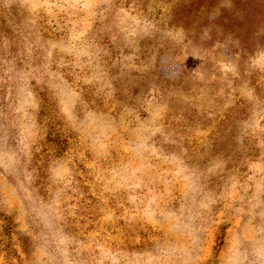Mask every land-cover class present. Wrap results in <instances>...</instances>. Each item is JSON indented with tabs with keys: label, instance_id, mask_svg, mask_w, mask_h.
<instances>
[{
	"label": "rangeland",
	"instance_id": "1",
	"mask_svg": "<svg viewBox=\"0 0 264 264\" xmlns=\"http://www.w3.org/2000/svg\"><path fill=\"white\" fill-rule=\"evenodd\" d=\"M243 4L0 0V264H264Z\"/></svg>",
	"mask_w": 264,
	"mask_h": 264
},
{
	"label": "trees",
	"instance_id": "2",
	"mask_svg": "<svg viewBox=\"0 0 264 264\" xmlns=\"http://www.w3.org/2000/svg\"><path fill=\"white\" fill-rule=\"evenodd\" d=\"M204 1V0H203ZM255 2V3H254ZM195 3V2H193ZM254 3V4H252ZM246 7V13H244L243 18L240 19V23L243 27H247L246 26V21L247 20H251L252 22L255 23L256 27L259 26H264V14H261V8H263V5L261 4L260 0H244V4ZM240 25V24H239ZM247 29V28H246ZM246 32H249L250 34V30H246L244 35H239L238 37L240 38V41L243 43H246V48H250L251 45H253L255 43V40L258 39L257 37H251V42H249V39L247 37ZM53 140V139H52ZM66 141L65 140H61L58 139V142L56 143V145L59 147V152L62 151L65 147Z\"/></svg>",
	"mask_w": 264,
	"mask_h": 264
}]
</instances>
